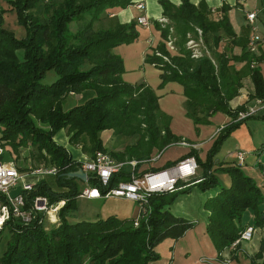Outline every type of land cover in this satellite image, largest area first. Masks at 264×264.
Segmentation results:
<instances>
[{"label":"trees","instance_id":"obj_1","mask_svg":"<svg viewBox=\"0 0 264 264\" xmlns=\"http://www.w3.org/2000/svg\"><path fill=\"white\" fill-rule=\"evenodd\" d=\"M5 2L13 10L24 36L16 38L2 26L5 9L0 7V141L11 149L29 144L38 163L54 165L57 169L50 175L55 188L45 178L37 180L31 190L23 193L26 203L41 195L49 203L62 200L63 204L57 211L56 225L45 227L37 218L27 223L6 221L0 229L8 233L0 252V264H155L159 258L153 249L155 245L165 238L181 237L194 224L169 210L176 194L187 192L191 185L200 191L216 190L205 198L201 208L207 213L205 232L217 259L220 260L221 252L244 229L240 219L246 209L253 211L256 225H263L264 214L258 206L264 204V196L254 180L241 170L240 161L235 157L233 162H213L222 142L246 120L262 121L264 134V115L236 119L246 102L234 108L228 103L241 87L242 73L235 64L242 62L246 63V75L252 83L247 99L264 102V83L256 65L264 57L246 49L247 37L234 32L225 14L226 6L220 10L224 14L213 19L204 2L193 4L180 0L173 5L167 0L159 1L167 24L154 22V27L163 40L168 35L173 38L176 52L170 54L160 41L151 54L145 55V62L161 70L157 86L168 81L182 86L185 114L194 125L207 123L206 118L216 112L227 115L230 121L218 129L203 159L193 149L185 154L192 155L200 169V174L188 182L191 184L173 194L148 193L149 212L133 226L131 217L113 214L92 220L70 219L82 190L80 185L97 188L103 194L119 181L128 179L129 166L119 168L105 184L94 175L81 182L66 176L67 172L80 168V161L74 160L53 140L59 129L67 127L69 142L86 136L90 156L96 150L105 151L98 137L104 129L124 135L137 134L134 144L125 145L117 152L109 151L118 161L141 158L153 147L160 149L181 140L170 132L167 121L158 122L162 116L153 89L143 82L127 83L120 77L122 60L111 49L137 40L136 22L115 21L93 28L110 10L124 8L132 0ZM70 24L78 25L72 30ZM196 28L200 30L203 49L197 57H191L185 41L187 34L198 37ZM224 39L226 42L222 43ZM235 46L239 47L237 53L233 51ZM49 70L55 78L42 83L43 75ZM69 92L80 93L82 99L63 108ZM263 141L264 138L262 144ZM216 172L229 177L227 186L220 184ZM182 184L185 185L182 181L176 182V185ZM262 250L263 243L259 240L258 250L248 256L249 264H264V259L259 260Z\"/></svg>","mask_w":264,"mask_h":264},{"label":"crops","instance_id":"obj_2","mask_svg":"<svg viewBox=\"0 0 264 264\" xmlns=\"http://www.w3.org/2000/svg\"><path fill=\"white\" fill-rule=\"evenodd\" d=\"M159 1L160 0H132V3L124 8L110 10L109 13L106 9L105 12L108 13L107 17H103L102 21L108 26L115 21L119 23H127L129 21H135V17L137 16L145 17L148 23L147 25H135V29L138 33L136 41L128 44H119L111 49L112 53L118 55L122 60L123 72L120 74V77L123 81L130 84L143 82L150 86L157 97L156 102L160 115L167 118V126L170 132L181 139L187 140L191 147L196 148L198 157L203 159L206 150L212 142L214 134L219 128L228 123L230 118L223 113L216 112L206 118L207 123L194 125L192 120L185 114V96L183 94L182 86L174 81H168L161 87L157 86L160 82L159 74L161 73V70L153 64L145 62L144 57L147 54H151L158 42H163L159 30L154 27V22H157L158 18L162 16ZM167 1L173 5H177L180 0ZM189 1L193 4L204 2L210 9V16L213 19H217L224 14V12H221L220 10L222 6H226L225 14L228 17L234 32L237 35L242 34V37H247V39L251 35V32L247 20L245 19V13L255 12L253 24L256 27L257 35L260 36L261 39L257 44V51L254 54L264 57V51L262 48L264 45V0ZM138 3L141 4V8L135 7ZM0 7L5 9L3 20L5 19L6 14L13 13L11 14L13 17L11 20L12 29L9 30L13 31L14 34V30H16V34H20L18 37H22L24 35V30H22L23 32L21 33L17 29L18 26H15L14 23H16V20L13 10L9 8L5 0H0ZM16 25L18 24L16 23ZM197 30L199 29L196 28V32ZM187 35L196 42L198 49V42H201L199 37L200 30L197 32V38L192 37L189 34ZM198 51L200 54V49ZM233 51L235 53L239 52V47H233ZM168 52L170 54H175L176 51L174 45L173 49ZM240 64L241 63L235 64V67L238 70ZM256 65L259 67L264 83V60L258 62ZM243 76L244 74H242V77ZM245 77L247 76L245 75ZM249 85L252 87L251 82ZM251 92L252 91L240 87L237 95L228 101L229 106L234 108L238 104L245 102L247 95ZM255 100L256 99H249L246 106L250 105L256 107L254 115H264V102L261 101V104H257ZM253 122L259 121L251 120L248 122V120H246L229 134L228 137H233V139L237 141V144L234 145V148L236 149H227L224 153V158H222L221 161L233 162L235 161V152L243 151L244 159L239 163L240 168L245 174L254 180L264 196V144H262L264 134L262 139L255 145L248 142V140L250 141L248 135L250 134V128L253 127ZM261 124L262 125L257 123L255 125H260L262 129L263 123L261 122ZM188 150L187 147L183 146H171L163 152L162 156L152 165V167L154 168L159 165L164 166L166 162L179 158V156L184 155ZM72 157L81 162L89 156L80 153L79 149H74ZM217 161L218 160L216 159L215 161L213 160L214 163ZM215 176L223 186L229 184V177L226 174L216 172ZM215 192V189L201 192L196 187H192L188 192L177 195L173 203L169 206L170 212L174 215L182 216L191 220L194 224L191 228L187 229L181 237L177 239L165 238L154 247V250L159 254V259L155 261V264H249L248 256L257 250L259 245L258 241L260 239H258L257 243L250 242L249 240L240 241L234 249H231L230 247L225 248L221 252L220 260L216 258V250L205 232V219L207 213L201 208L205 198L213 195ZM81 198L85 200L97 199ZM132 206L131 212L123 217H134L136 215V207H134V205ZM258 209L264 214V204L259 205ZM70 219L73 220L72 218ZM252 220H254L253 211L251 209H246L241 216L240 224L246 226ZM262 227H264V219ZM260 237L258 236V238ZM263 237L264 236H262V238ZM262 241H264V238ZM243 242H245V244H243Z\"/></svg>","mask_w":264,"mask_h":264},{"label":"built area","instance_id":"obj_3","mask_svg":"<svg viewBox=\"0 0 264 264\" xmlns=\"http://www.w3.org/2000/svg\"><path fill=\"white\" fill-rule=\"evenodd\" d=\"M136 8H141V4H136ZM245 19L249 26L251 35L246 41V49L250 53L257 51V44L260 41V36L256 33V27L253 24L255 12L245 13ZM136 24L147 25V20L144 16L135 17ZM160 24H167L164 17H159L157 20ZM172 28L168 27V32L171 34ZM199 32V30H197ZM167 51L173 49V38L167 36L163 40ZM185 47L190 50L191 57H197L199 51L196 42L187 35ZM158 54V53H157ZM255 102L261 104V100L256 99ZM255 106H246L243 111H239L236 119L245 118L248 115L254 114ZM264 142V141H263ZM182 145H187L181 142ZM3 149L0 147V228L8 220H16L20 223H27L37 218L38 222L44 221V216H48L51 212H56L59 205L63 204L62 200L55 202L53 206L48 204L45 196H34L30 203H26L24 192L33 188L34 182H29V177L41 179L46 176L54 175L57 171L54 165H41L30 169L26 172L20 171L11 160H6L2 157ZM235 157L238 161H242L244 154L241 151L235 152ZM129 166V177L125 181H119L114 187L109 188L101 194L97 188L86 187L78 195L85 198H121L124 200L136 202L141 212V217H145L149 212V207L146 202V195L150 192H168L175 188L177 181H186L195 175L197 163L192 155H188L171 166L161 167L135 173V160L115 161L107 152L96 150L92 155L80 162L81 170L86 174L87 178L94 175L101 184H105L114 172L122 166ZM14 189L15 193L10 195V190ZM59 205H56V204ZM54 225L57 223L52 220ZM137 224V220L133 221ZM254 227L248 224L244 227L239 236L231 242L230 248L234 249L240 241L250 240Z\"/></svg>","mask_w":264,"mask_h":264},{"label":"rangeland","instance_id":"obj_4","mask_svg":"<svg viewBox=\"0 0 264 264\" xmlns=\"http://www.w3.org/2000/svg\"><path fill=\"white\" fill-rule=\"evenodd\" d=\"M11 14H13V13L6 14L5 19L3 20L2 26L7 30L12 29L11 28V20L13 17ZM77 23H79V20L77 21ZM14 24H15V26H18L17 29L19 30V32L22 33L23 29L21 28V26L16 25V23H14ZM77 25L78 24H70V29L73 30L74 28L77 27ZM105 26H107V25H105V22L101 20L100 22L95 23L93 28L105 27ZM9 31H11V30H9ZM14 31L16 34L17 31L16 30H14ZM11 32L13 33V31H11ZM15 34L13 33V35L16 38H22L24 36L23 35L22 37H18L20 34H16V35ZM224 42H226L225 39L222 40V43H224ZM262 48L264 51V45ZM199 49H203L201 42H198V50ZM245 68H246V63L242 62L240 64V68H239L240 72L242 74H244V76L242 77V81H241V87L247 89L248 91H252V87L249 85L251 81L249 79V76H247L245 74L246 73ZM245 75L247 77H245ZM54 78H55L54 73L51 70H49V71L45 72V74L43 75V78L41 79V82L42 83H49ZM81 99L82 98H81L80 93L77 94V93L69 92L64 98L63 108H68V107H70L76 103H79L81 101ZM247 101H248V99L245 100L246 103H247ZM166 120H167V118L161 117V118H159L158 122L161 123V122H164ZM251 120L259 121V122H253L252 123L253 127L250 128V134L249 135L247 134L248 138L250 139V141L248 140V142H250V144L255 145L258 141H260L262 139V136H263V130L260 127V125H262L261 124L262 121L250 119V120H248V122H250ZM257 123H260V125H255ZM69 135H70V131L68 130V128L63 127L61 129H59L53 135V140L56 144L62 146L70 154L71 157L74 154V149H79L80 153H82L85 156H89V152L87 151L88 141H87L86 136L81 135L78 138V140H76V142H69ZM215 135H216V133L214 134V136ZM98 137L101 138V140H103L102 143H104L103 145L105 148V152L109 153V151H112V152L120 151V150H122V148L125 145L134 144L138 138V135L137 134L124 135L121 133H115L113 131V129H104L98 133ZM181 142H184L187 145H182V144H180ZM236 144H237V141L235 139H233V137H227L222 142L220 149L216 153V155L213 157V160L215 161V159H216L218 161H221L222 158H224L225 151L227 149H229V150L230 149L231 150L236 149V148H234V145H236ZM171 146L187 147L189 150L193 149L198 155L196 148L191 147L187 140L181 139V140L176 141L170 145L165 146L164 148L158 149V148L153 147V148H151V150L147 154V156H143L141 158L133 157L132 160L136 161V168L134 170L135 173H142V171L144 172V171L164 167L163 165H159V166L153 168L152 165L162 156L163 152ZM0 147L3 149L2 157L6 160H11L16 166L19 167L20 171H22V172H26L30 169H33L35 167L42 165V163H38L37 157L34 154V148H33V146H31L29 144L27 146H20L16 149H11V147L6 142L4 143V141H0ZM188 151L185 154H187ZM185 154L179 156V158H177L173 161L166 162L165 164L176 163L180 159L186 157ZM112 158L115 161H118V160H116L115 157H112ZM45 165H47V164H45ZM169 166H171V165H169ZM199 174H200V169H199V167H197V169L195 171V175L193 177H196ZM44 178H41V179H44ZM191 179L183 181V183H185V185H183V184L182 185H175V188L172 191H168V192H170L168 194H173L174 192H177V191L179 192L181 189L183 190V189L187 188V186L191 184V183H188ZM37 180H40V179L33 178V177H29L27 179V181L34 182V183ZM45 182L47 184L52 185L53 188H55L52 176H48V177L46 176ZM80 186H81L82 190L84 188H86V186H84V185L83 186L80 185ZM188 187L190 190L192 187H196V186L192 185V186H188ZM82 190H81V192H82ZM9 193H10V195H13L15 193V190L11 189ZM180 193L181 192L177 193L175 198ZM183 193H185V192H183ZM48 204L50 206H53L55 203H49L48 202ZM56 205H59V204L57 203ZM132 205H134V207H136V215L134 217H131V218L133 219V221L137 220L136 225H134L133 223L132 224H133V226H137L139 223V220L144 219L145 217H141V212H140L136 202H130V201H127V200H124L121 198H97L94 200H85V199H82L81 197H77L76 209L73 211L72 219H75V220H79V219L92 220V219H96V218H102V217H105L106 215H110V214L117 215L119 217H123L125 215H128L129 212H131V209L133 207ZM61 206L62 205H59L56 212H51L48 216H44L43 225L45 227H49L51 225H54L55 223H53L52 220H54L58 224L59 219H58L57 211ZM263 211H264V209H263ZM249 224H251L254 227L253 235L249 241L257 243L258 239L263 240L264 237L262 238V236H264V227H262V226L260 227V226L256 225L254 223V220L250 221ZM258 236L259 237L261 236V237L258 238ZM7 239H8V233L6 232V230H2L0 232V252L4 249L5 242L7 241ZM249 241H247V242H249ZM258 243H259V241H258ZM262 243H263V250L261 252V259H259V260L264 259V241H262ZM243 244H245V242H243ZM257 250H258V247H257ZM254 253H252V254H254Z\"/></svg>","mask_w":264,"mask_h":264},{"label":"water","instance_id":"obj_5","mask_svg":"<svg viewBox=\"0 0 264 264\" xmlns=\"http://www.w3.org/2000/svg\"><path fill=\"white\" fill-rule=\"evenodd\" d=\"M66 176L70 177V178H76V179L80 180L81 182H86L87 181V176L81 170V168H78L75 171L67 172Z\"/></svg>","mask_w":264,"mask_h":264}]
</instances>
